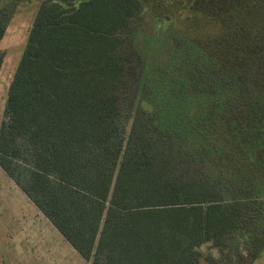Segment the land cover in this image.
<instances>
[{
    "label": "trees",
    "instance_id": "obj_1",
    "mask_svg": "<svg viewBox=\"0 0 264 264\" xmlns=\"http://www.w3.org/2000/svg\"><path fill=\"white\" fill-rule=\"evenodd\" d=\"M189 3L177 28L169 7L156 20L165 69L131 115L121 49L142 1H39L0 169L88 264H218L201 247L231 238L264 252V0ZM14 11L1 3L0 40Z\"/></svg>",
    "mask_w": 264,
    "mask_h": 264
},
{
    "label": "rangeland",
    "instance_id": "obj_2",
    "mask_svg": "<svg viewBox=\"0 0 264 264\" xmlns=\"http://www.w3.org/2000/svg\"><path fill=\"white\" fill-rule=\"evenodd\" d=\"M40 0H0L1 3H15V11L8 23L5 34L0 40L2 63L0 65V122L3 118L8 86L24 50L28 32L32 25L34 14ZM141 11L132 19L130 29L124 36L121 54L125 64V84L123 104L133 115L139 101L152 107L146 101L147 94L157 83L158 73L165 69V31L157 30L156 20L162 18L170 8L174 15L172 22L190 14L189 0H180L172 7L169 0H141ZM192 27L203 29L207 34L210 26L197 23ZM157 35V38L155 37ZM153 35V36H151ZM175 41L182 36L175 34ZM167 54V50H166ZM168 55V54H167ZM179 56L174 63L180 65ZM160 75V74H159ZM149 99V98H148ZM159 107L160 104H155ZM133 112V113H132ZM204 255H212L218 259V264H227L225 255L243 254L245 264H264V252L253 256L252 247H244L233 238L229 239L224 249L206 244L201 247ZM235 255V256H234ZM0 264H88L70 246V244L51 225L35 205L15 185V183L0 169ZM199 264H208L201 259Z\"/></svg>",
    "mask_w": 264,
    "mask_h": 264
}]
</instances>
